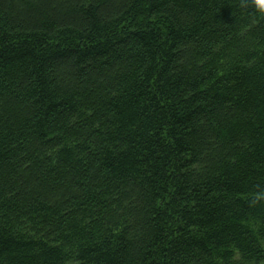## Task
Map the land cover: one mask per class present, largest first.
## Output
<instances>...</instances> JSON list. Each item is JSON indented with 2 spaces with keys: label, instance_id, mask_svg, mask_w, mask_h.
I'll use <instances>...</instances> for the list:
<instances>
[{
  "label": "trees",
  "instance_id": "obj_1",
  "mask_svg": "<svg viewBox=\"0 0 264 264\" xmlns=\"http://www.w3.org/2000/svg\"><path fill=\"white\" fill-rule=\"evenodd\" d=\"M0 264H264L252 0H0Z\"/></svg>",
  "mask_w": 264,
  "mask_h": 264
},
{
  "label": "clouds",
  "instance_id": "obj_2",
  "mask_svg": "<svg viewBox=\"0 0 264 264\" xmlns=\"http://www.w3.org/2000/svg\"><path fill=\"white\" fill-rule=\"evenodd\" d=\"M252 3L259 13L264 14V0H252Z\"/></svg>",
  "mask_w": 264,
  "mask_h": 264
}]
</instances>
